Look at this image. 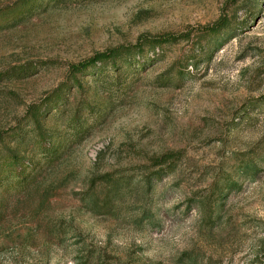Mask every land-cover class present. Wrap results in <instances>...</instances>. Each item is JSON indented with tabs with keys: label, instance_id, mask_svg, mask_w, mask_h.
<instances>
[{
	"label": "rangeland",
	"instance_id": "rangeland-1",
	"mask_svg": "<svg viewBox=\"0 0 264 264\" xmlns=\"http://www.w3.org/2000/svg\"><path fill=\"white\" fill-rule=\"evenodd\" d=\"M0 73V264H264V0H0Z\"/></svg>",
	"mask_w": 264,
	"mask_h": 264
},
{
	"label": "trees",
	"instance_id": "trees-1",
	"mask_svg": "<svg viewBox=\"0 0 264 264\" xmlns=\"http://www.w3.org/2000/svg\"><path fill=\"white\" fill-rule=\"evenodd\" d=\"M13 8V7H11ZM10 19V20H9ZM7 21H9L8 26L6 24L5 27H11L17 24L16 20L13 21V19H17V18H9ZM226 18H219L216 22L203 26V27H199L196 30L198 31H202V32H207V33H214L217 30H219L226 22ZM186 35V34H183ZM177 38L176 35L173 34H166L163 35L161 37H157L154 38V40H156V42H163V41H169L171 39ZM135 45H138V50H142L139 46L141 45L140 42H137ZM136 46H134L135 48ZM129 50V48L124 47V46H118V47H114V48H109L107 50L101 51V52H96L95 54H93L91 57H89L88 59L76 64V65H72L70 68V71H72L73 73L75 72H82L84 71L87 67L94 65L96 63H105V62H115V60L117 58H119V56L121 54H123L124 51ZM127 50V53L130 52ZM123 51V52H122ZM1 73H0V77H1ZM33 116L36 117L35 112L32 113ZM35 114V115H34ZM164 157L159 158L157 161L162 162Z\"/></svg>",
	"mask_w": 264,
	"mask_h": 264
}]
</instances>
